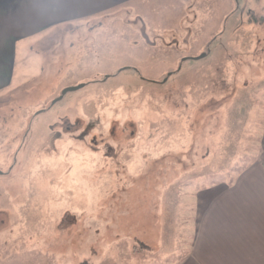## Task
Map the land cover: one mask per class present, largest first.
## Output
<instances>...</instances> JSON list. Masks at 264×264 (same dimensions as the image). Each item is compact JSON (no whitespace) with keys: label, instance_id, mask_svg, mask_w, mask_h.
I'll use <instances>...</instances> for the list:
<instances>
[{"label":"rangeland","instance_id":"obj_1","mask_svg":"<svg viewBox=\"0 0 264 264\" xmlns=\"http://www.w3.org/2000/svg\"><path fill=\"white\" fill-rule=\"evenodd\" d=\"M261 17L264 0H142L19 40L0 264H152L203 182L258 158Z\"/></svg>","mask_w":264,"mask_h":264},{"label":"crops","instance_id":"obj_2","mask_svg":"<svg viewBox=\"0 0 264 264\" xmlns=\"http://www.w3.org/2000/svg\"><path fill=\"white\" fill-rule=\"evenodd\" d=\"M139 1L0 0V92L15 80L19 40L52 24L91 18ZM259 140L258 158L239 174L208 178L197 195L193 193L191 208L181 207L174 217V224L181 223L179 238L168 239L171 232L165 225L162 249L149 263L264 264V128Z\"/></svg>","mask_w":264,"mask_h":264},{"label":"water","instance_id":"obj_3","mask_svg":"<svg viewBox=\"0 0 264 264\" xmlns=\"http://www.w3.org/2000/svg\"><path fill=\"white\" fill-rule=\"evenodd\" d=\"M83 87V86H82ZM82 87H77V88H70L69 90H67L66 92H68V91H76V90H79V89H81ZM65 92V93H66Z\"/></svg>","mask_w":264,"mask_h":264},{"label":"trees","instance_id":"obj_4","mask_svg":"<svg viewBox=\"0 0 264 264\" xmlns=\"http://www.w3.org/2000/svg\"><path fill=\"white\" fill-rule=\"evenodd\" d=\"M206 55H207V54H206ZM206 55H205V56H206ZM184 59H186V60H190V59H194V57H193V58L185 57ZM133 70H135V69H133ZM135 71H137V70H135ZM110 78H111V77H110ZM239 173H240V172H239ZM239 173H238V174H239Z\"/></svg>","mask_w":264,"mask_h":264}]
</instances>
